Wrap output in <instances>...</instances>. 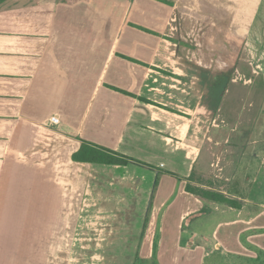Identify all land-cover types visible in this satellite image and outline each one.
<instances>
[{
  "label": "crops",
  "instance_id": "1",
  "mask_svg": "<svg viewBox=\"0 0 264 264\" xmlns=\"http://www.w3.org/2000/svg\"><path fill=\"white\" fill-rule=\"evenodd\" d=\"M171 14L242 40L264 32V0H0V264H264L263 205L186 191L214 89L150 75ZM82 142L132 161L74 162Z\"/></svg>",
  "mask_w": 264,
  "mask_h": 264
},
{
  "label": "rangeland",
  "instance_id": "2",
  "mask_svg": "<svg viewBox=\"0 0 264 264\" xmlns=\"http://www.w3.org/2000/svg\"><path fill=\"white\" fill-rule=\"evenodd\" d=\"M148 2L151 7L159 6ZM146 18L153 19L141 14L134 16L133 21L145 25ZM167 18L166 28L159 34L160 39L168 41L167 59H160L158 68L151 66L150 75H196L199 88L209 82L214 89L210 90L208 101L205 96L201 99L204 105L208 102L213 117L209 129L201 128L199 133L208 131L207 139H202L205 146L194 164L192 187L213 190L239 202L254 200L264 210V32H252L242 40L220 26H211L207 32L209 26L202 18L198 22L194 18L187 20L184 28L179 26V14ZM207 48L212 50L208 53ZM196 52L204 58L192 57ZM232 214L213 213L200 220L198 227L206 232L214 221L224 216L231 218ZM206 238L214 244L209 233ZM241 239L244 246H249L251 241L244 236ZM253 244L254 251L260 252L259 244ZM221 259L210 256L205 264H223Z\"/></svg>",
  "mask_w": 264,
  "mask_h": 264
},
{
  "label": "trees",
  "instance_id": "3",
  "mask_svg": "<svg viewBox=\"0 0 264 264\" xmlns=\"http://www.w3.org/2000/svg\"><path fill=\"white\" fill-rule=\"evenodd\" d=\"M139 29L144 32H149L142 28ZM72 161L80 162V163H90V164L125 166L129 162H131L132 159L127 158L115 151H111L106 148L98 147L95 145H89L85 142H82L80 149L72 155ZM156 184H157V180L155 182V185ZM186 191L198 198L211 201L217 204H221L230 208L240 209L241 207L240 202L237 201L236 199H230L226 197L224 194L213 190L196 188L188 184L186 186Z\"/></svg>",
  "mask_w": 264,
  "mask_h": 264
},
{
  "label": "built area",
  "instance_id": "4",
  "mask_svg": "<svg viewBox=\"0 0 264 264\" xmlns=\"http://www.w3.org/2000/svg\"><path fill=\"white\" fill-rule=\"evenodd\" d=\"M48 122L51 126H57L60 123V120L57 116H52Z\"/></svg>",
  "mask_w": 264,
  "mask_h": 264
}]
</instances>
